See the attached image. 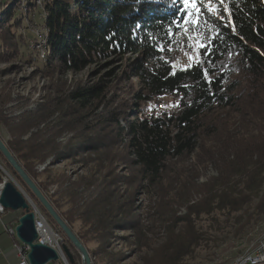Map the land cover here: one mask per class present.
<instances>
[{"label": "trees", "instance_id": "1", "mask_svg": "<svg viewBox=\"0 0 264 264\" xmlns=\"http://www.w3.org/2000/svg\"><path fill=\"white\" fill-rule=\"evenodd\" d=\"M37 1H0V53L10 35L6 26L37 12L42 15ZM207 1L202 0L199 25L183 23V0H46L42 6V26L49 36L46 72H78L92 64L108 68L128 60L123 71L139 79L134 113L125 116L110 108L102 122L113 121L116 136L125 137L123 151L137 168L133 181L115 169L116 138L97 134L94 143L77 141L61 152L57 133L40 128L48 116L45 105L10 116L5 106L12 92L8 84L2 87L0 125L10 135L2 139L73 230L75 219L81 221L83 232L74 231L82 242L87 246L86 235L97 242L93 251L87 246L94 264L101 259L120 264L107 251L115 230L133 231L139 264H191L222 217L226 223L237 222L240 233L256 215L264 214V0H216L219 11L213 13L207 12ZM20 2L27 12L20 11ZM186 27L208 46V54L201 49L198 63L173 70L172 51ZM116 68L97 81L78 83L70 98L83 107L99 100L117 75ZM32 128L37 130L22 138ZM89 151L108 153L98 154L103 162L94 159L96 169L90 174L75 181L63 175L66 185L49 193L40 179L49 166ZM52 155L39 171L36 166ZM0 159L48 223L69 241L1 151ZM208 165L217 174L201 180ZM136 180L154 203V211L145 216L135 214L141 208L135 202L136 189L119 187ZM183 207L185 213L178 214ZM203 219H208L206 227L199 224ZM70 244L76 253L71 264H77L81 255Z\"/></svg>", "mask_w": 264, "mask_h": 264}, {"label": "rangeland", "instance_id": "2", "mask_svg": "<svg viewBox=\"0 0 264 264\" xmlns=\"http://www.w3.org/2000/svg\"><path fill=\"white\" fill-rule=\"evenodd\" d=\"M207 3H209V0ZM210 3L213 8L219 4L216 0H210ZM39 7L42 10L41 16H39L37 12L35 15L29 16V18L25 16L23 21L16 26H6V29L10 31V35L6 34L8 37L7 42H2L5 45L4 54L0 53V92L4 89L2 87L7 84V89H10L12 92L11 99L5 106V108L8 109V115H18L25 109L40 110V108L45 105L44 107L46 108L48 116L47 119L44 120V123L40 125V128L44 126L49 127L50 131L57 133L58 141L61 143L59 147L61 152L66 151L67 144L77 143V141L92 144L97 134L103 135V137H107L108 139L116 138L114 140L115 144L113 145L118 155L115 169L119 175H126V173H128L127 178H131L130 180L133 181L136 176L137 168L131 166V156L123 151L125 137L116 136L117 126L113 121L109 120L105 123L102 122H104L105 118L103 117L110 108H113L118 113H123L125 116L127 114V116H130L134 113V96L135 93L139 92L141 87L139 79L123 71L124 69L126 70L128 60H125L122 64L118 62L116 64L117 66L108 68H102L101 65L92 64L78 72L66 71L62 73L52 70L46 72L43 64L45 61L39 59L36 49L31 47V43L39 38L37 28L43 27L42 22L45 11L40 4ZM19 9L20 11H25L26 9L21 2ZM15 35L17 39L12 38L15 37ZM2 36L5 38L4 34H2ZM189 36H192L194 39L189 40ZM197 37L201 41L199 35L191 29H188L187 32L183 29V31L179 33V42L177 43V47L172 51L171 65L173 70L186 68L194 64L193 61L198 62L200 60L201 49L195 47L197 42L195 38ZM18 44L19 50L15 51ZM189 57L193 59L190 60ZM226 67H228V65H226ZM113 68H116L117 75L113 78L109 88L99 100L83 107L70 98L71 91L76 88L78 83L97 81L101 75ZM96 72L97 74L95 75ZM109 81H111V79ZM163 101L168 103L171 102L168 98H165ZM119 122L121 125L125 126L123 118H120ZM0 130L5 133V139L10 138L5 125H0ZM35 130L37 129L32 128L29 133L22 138H27L32 131ZM107 153L108 152L105 151L99 153L89 151L81 154L82 156L78 159H75L77 156H75L74 159H61L52 166H49L47 172L41 176L40 179L42 183L45 184L47 191L53 193L58 190L59 186L62 184L66 185L63 175H66L71 181H75L81 176H86L90 174L91 169H96L95 162L93 161L94 159H98V162H103L104 156H100L99 159L98 154L106 155ZM54 156L55 155L49 157L44 164H38L36 168H38L39 171L45 169ZM82 158H84V160ZM0 166L2 167V171L7 173L8 179L12 180L26 197L34 202L33 204H35V207H39L32 197H30L25 186L15 177L1 159ZM203 172L204 174L201 180H206L209 176L217 174L211 165H208L205 169L203 168ZM138 185L139 180H136L131 186L129 185V187L128 184L124 182L120 183L119 187L122 191L130 187L136 189L134 193L135 202L136 205H139L141 208L137 210L135 214H142V216H145L150 210L154 211V203H152L148 194L143 193V188H139ZM68 206L69 204L64 205L63 210H67ZM185 211L186 209L183 207L178 214H184ZM255 217L256 218L240 233L237 232V222L232 220L226 223L224 217H222L220 226L212 232L211 240L208 243H204L198 249L197 258L192 261L191 264H235L237 258L250 248L252 243H254L263 231L264 222H261L264 221V214L256 215ZM45 218L47 219L46 216ZM208 223V219H203L199 224L206 227ZM156 224L159 225L160 223L156 222ZM73 226L76 232H83L82 224L79 219H75ZM113 235H115V237L110 238L107 247L109 254L115 255L117 259H120V264H139L140 262H137L139 253L133 244L135 240L133 231L115 230ZM86 236L87 246L90 250L93 251L97 249V242L94 241L93 238H90L91 236ZM59 242L60 246H62L63 243L67 244L73 256L74 254L76 255L74 248L71 246L70 242L64 238L62 233H60ZM66 260L68 263L70 262L67 257ZM59 263L60 261H50L47 264ZM77 264H82L81 258L80 260L77 258ZM97 264H107V261L101 259L98 260Z\"/></svg>", "mask_w": 264, "mask_h": 264}, {"label": "water", "instance_id": "3", "mask_svg": "<svg viewBox=\"0 0 264 264\" xmlns=\"http://www.w3.org/2000/svg\"><path fill=\"white\" fill-rule=\"evenodd\" d=\"M0 151L13 169L19 174L25 184L29 187L35 197L39 200L41 205L46 209L48 214L59 225L63 233L67 236L69 241L77 249L81 255L82 264H94L93 257L88 247L78 237L76 232L61 216L58 210L54 207L47 195L38 186L36 181L29 175L23 165L13 155L11 150L6 145L5 141L0 136ZM0 203L5 209L13 211L23 210V214L15 226L14 232L16 237L21 242L30 246L28 259L30 264H47L50 261H59L61 259H69L70 263H74V256L67 244H62V249L58 250L55 247L46 243H35L38 239V231L36 228V210L34 202L27 198L26 195L16 186V184L8 179L7 173L2 171L0 166Z\"/></svg>", "mask_w": 264, "mask_h": 264}, {"label": "built area", "instance_id": "4", "mask_svg": "<svg viewBox=\"0 0 264 264\" xmlns=\"http://www.w3.org/2000/svg\"><path fill=\"white\" fill-rule=\"evenodd\" d=\"M39 36V27L37 28ZM40 37V36H39ZM0 186V194H1ZM4 206L0 203V214L5 213ZM36 210V219L35 222L39 223L38 239L44 241L46 244H49L55 247L58 250H61L60 246V232L54 229L45 218L44 214L39 210L38 207H35ZM14 231V230H13ZM50 237L48 238V236ZM14 247L17 252L18 262L16 264H30L28 259V253L30 251V246L18 240ZM65 260V258H64ZM237 264H264V241L263 244H260L258 247H254V253L251 258L246 261L238 262Z\"/></svg>", "mask_w": 264, "mask_h": 264}, {"label": "crops", "instance_id": "5", "mask_svg": "<svg viewBox=\"0 0 264 264\" xmlns=\"http://www.w3.org/2000/svg\"><path fill=\"white\" fill-rule=\"evenodd\" d=\"M4 134L5 133L0 130V135L5 139ZM23 213V210L13 211L6 209L5 213L0 214V264H16L18 262L17 252L14 247L18 238L13 230ZM59 261V264H71L70 262L68 263L66 259H61Z\"/></svg>", "mask_w": 264, "mask_h": 264}, {"label": "bare ground", "instance_id": "6", "mask_svg": "<svg viewBox=\"0 0 264 264\" xmlns=\"http://www.w3.org/2000/svg\"><path fill=\"white\" fill-rule=\"evenodd\" d=\"M46 0H38V4H40V6L42 7V5L45 3ZM25 11L24 12H27L28 11V8L25 6ZM29 17V16H28ZM45 17V16H44ZM43 17V18H44ZM39 38L35 41H33V43H31V47L35 48L36 51H37V54L39 56V59H42L43 61H46L47 59V53H48V33H47V29L45 26H43L42 28H39ZM33 52V50H32ZM172 107L174 109H176V106L175 105H172ZM158 108L159 110L161 108H163V104H159L158 105ZM36 228L37 230H39V223H36ZM50 237V235L48 236V238ZM263 241H264V228H263V231L262 233L259 235V237L254 241V243H252V245L250 246V248L244 252L243 254H241L235 264H237L238 262H242V261H246L248 260L249 258H251L253 256V253H254V247H258L260 244H263ZM35 243H38V242H41V243H45L44 241H41V239H37L34 241Z\"/></svg>", "mask_w": 264, "mask_h": 264}, {"label": "snow or ice", "instance_id": "7", "mask_svg": "<svg viewBox=\"0 0 264 264\" xmlns=\"http://www.w3.org/2000/svg\"><path fill=\"white\" fill-rule=\"evenodd\" d=\"M220 3H223V0H220ZM183 5H184V9L186 11V15L184 18L183 23L185 25H199V23L201 22L200 17L202 14V0H183ZM228 9L225 8V11H227ZM219 9L213 8L211 6L210 0H209V6L207 8V12L208 13H213V12H218ZM222 19V17H220ZM188 31V28H185V32ZM189 40H193L194 38L192 36L188 37ZM197 39L196 45L195 47H197L198 49H204L206 54L207 53V48L208 46L206 44H204L202 41L199 40V38H195ZM190 60H192V57H189ZM194 63H198L196 61H193ZM205 75H207V72L205 73Z\"/></svg>", "mask_w": 264, "mask_h": 264}]
</instances>
